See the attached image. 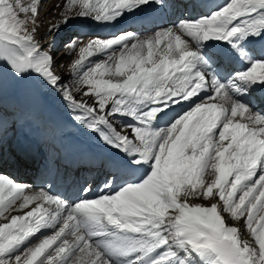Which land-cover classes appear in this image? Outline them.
<instances>
[{"label": "snow or ice", "instance_id": "1", "mask_svg": "<svg viewBox=\"0 0 264 264\" xmlns=\"http://www.w3.org/2000/svg\"><path fill=\"white\" fill-rule=\"evenodd\" d=\"M167 3L63 0L46 35ZM39 15L40 0H0V65L59 89L74 119L122 154L110 175L131 178L69 202L0 175V264H264V0H225L150 33L69 40L75 91L90 101L54 72ZM228 218H243L254 243Z\"/></svg>", "mask_w": 264, "mask_h": 264}, {"label": "bare ground", "instance_id": "2", "mask_svg": "<svg viewBox=\"0 0 264 264\" xmlns=\"http://www.w3.org/2000/svg\"><path fill=\"white\" fill-rule=\"evenodd\" d=\"M172 2H175L173 12ZM223 3L225 0H168L163 10L148 6L134 16L125 15L112 23H98L88 18H77L62 27L53 37L46 35L47 22L53 18L51 13L59 12L54 5L63 4V0H40L39 20L44 23L37 34V39L45 49L50 50L51 54L57 52L58 56L54 57V72L62 78L65 86L71 87L73 95L81 99L82 93L75 91V74L70 71V65L76 55L69 54L65 47L69 40L86 43L89 39L113 38L125 31H136L138 34L150 33L158 27H166L182 19L207 13ZM182 11L183 17L179 16L175 22L170 20L169 14ZM146 13L151 14L147 19L144 18ZM144 24L147 25L143 26ZM88 29L89 33H87ZM90 59L101 61L104 56L96 55ZM4 100L9 119L0 123V175L25 185L30 190H45L60 198L62 196L57 195V190L52 191V185L47 183L46 177L53 173H69L71 169L65 161L72 159L75 161L74 171L79 176L84 175L91 179L97 176L91 187L93 192L86 194L83 191V196H98L106 179H116L118 187L123 180L131 178L110 175L114 169L109 165V159L122 154L110 149L99 137L93 136L91 140H86L91 138L90 134L93 132L74 119L75 113L59 89L47 85L35 75L18 77L14 90ZM87 100L90 101L91 98L88 97ZM188 108L187 102L174 106L168 110L162 120H169ZM257 110H264V104H260ZM59 119L66 120V127L60 129V132L54 127V124L57 125L55 121ZM77 142L81 145L76 144ZM54 165L56 168L51 172ZM88 167L91 169L89 170ZM29 210L30 208L24 209L23 212ZM23 212L13 211L11 215L23 214ZM50 231L45 230V234H50ZM40 235L38 233L32 239L36 240Z\"/></svg>", "mask_w": 264, "mask_h": 264}, {"label": "rangeland", "instance_id": "3", "mask_svg": "<svg viewBox=\"0 0 264 264\" xmlns=\"http://www.w3.org/2000/svg\"><path fill=\"white\" fill-rule=\"evenodd\" d=\"M25 2H27V0H25ZM89 29L87 30V33H89ZM53 57L58 56L57 52L54 51L52 52ZM18 77L15 76L10 70H7L3 65H0V123L3 121H7L9 119V115L7 113V109L5 107V100L4 98L9 95L15 87L16 81H17ZM84 99H87L88 97H83ZM66 120H62L59 119L57 122V125L54 124L55 129H58V132H60L61 130H63L66 127ZM2 122V123H3ZM61 129V130H60ZM60 130V131H59ZM91 138L86 139L91 140L93 136L98 137L97 135H95V133H91ZM81 145V143H76ZM109 147V146H108ZM110 149H113L111 147H109ZM115 150V149H114ZM48 183V182H47ZM194 203H202V204H209V201H204V200H195ZM226 218H227V214H225ZM227 222L230 225H234L236 227H238L241 230L242 236L244 239L249 240L250 242H253V239L250 235V233L247 231L246 227H245V223H244V219H240L239 221H235L232 220L230 218L227 219Z\"/></svg>", "mask_w": 264, "mask_h": 264}]
</instances>
